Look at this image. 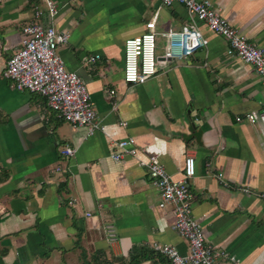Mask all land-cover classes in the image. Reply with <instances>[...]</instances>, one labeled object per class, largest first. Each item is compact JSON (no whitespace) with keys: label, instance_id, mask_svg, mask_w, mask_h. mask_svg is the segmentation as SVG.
<instances>
[{"label":"crops","instance_id":"0c3cea01","mask_svg":"<svg viewBox=\"0 0 264 264\" xmlns=\"http://www.w3.org/2000/svg\"><path fill=\"white\" fill-rule=\"evenodd\" d=\"M52 1L54 21L43 0H0V264H170L156 243L187 254L143 164L153 155L176 180L186 157H195L193 214L207 243L226 254L218 264H264V128L246 118L264 107L255 69L215 37L188 61L163 62L146 83L127 84L125 42L148 33V23L156 24L159 58L184 26L212 32L162 0ZM209 1L264 50V0ZM38 7L45 28L69 34L58 52L86 85L104 131L88 136L58 119L44 97L3 77ZM128 138L137 157L115 162L116 142Z\"/></svg>","mask_w":264,"mask_h":264},{"label":"built area","instance_id":"2783aa9c","mask_svg":"<svg viewBox=\"0 0 264 264\" xmlns=\"http://www.w3.org/2000/svg\"><path fill=\"white\" fill-rule=\"evenodd\" d=\"M52 21L58 8L52 0H43ZM171 7L175 4L186 8L193 20L207 25L212 35L205 37L197 25L184 26L181 30L169 34V42L163 60L157 56V34L155 21L147 24L148 33L126 40L124 48V81L130 85L146 83L158 73V65L163 62L181 63L188 61L199 50L205 48L211 39L223 37L229 47L227 54L237 57L252 66L264 82V50L249 42L248 38L232 26L209 0H162ZM44 11L39 7L34 20L22 28V45L14 52L3 71V77L13 82L20 92H29L44 97L58 119L70 123L75 128H85L88 136L104 131L97 118L94 103L83 80L75 72L67 69L58 49L69 43L68 33L60 32L55 26L45 28L41 23ZM100 59V55L91 56L90 62ZM116 90L110 91L115 96ZM114 110H118L115 104ZM247 121L264 128V107L247 114ZM125 125V124H123ZM117 151L111 154L115 162H121L125 156L137 157L139 151L134 138L116 142ZM67 156H73L75 150L67 147ZM160 194L159 207L170 208L175 219L176 234L188 244L189 252L182 254L173 245L154 244L153 250L165 256L170 264H218L224 252L207 243L202 225L193 214L195 194L190 187L197 173L195 157L189 155L184 162L182 177L174 179L159 161L157 155L143 163ZM59 169V168H58ZM249 193V187L242 189ZM109 240L117 242L113 227H108Z\"/></svg>","mask_w":264,"mask_h":264},{"label":"water","instance_id":"95a60500","mask_svg":"<svg viewBox=\"0 0 264 264\" xmlns=\"http://www.w3.org/2000/svg\"><path fill=\"white\" fill-rule=\"evenodd\" d=\"M162 60L164 59V58H161Z\"/></svg>","mask_w":264,"mask_h":264}]
</instances>
